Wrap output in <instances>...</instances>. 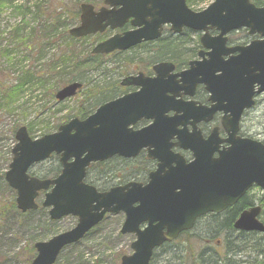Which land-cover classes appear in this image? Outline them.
Returning a JSON list of instances; mask_svg holds the SVG:
<instances>
[{
	"label": "water",
	"instance_id": "obj_1",
	"mask_svg": "<svg viewBox=\"0 0 264 264\" xmlns=\"http://www.w3.org/2000/svg\"><path fill=\"white\" fill-rule=\"evenodd\" d=\"M109 6L93 11L88 4L80 5V25L69 30L75 38L102 33L107 27H122L129 19L134 30L116 34L98 43L91 54L125 51L142 42L161 36L162 27L179 33L183 28L202 31L200 43L208 49L207 59L192 62L189 69L171 74L173 65L159 63L153 66L156 74L145 78L142 74L127 77L123 86H136L139 91L98 107L84 120L76 118L60 125L56 132L31 139L25 127L15 132L16 144L4 179L16 191V207L21 212L34 210V199L42 190L43 207H50V220L64 216L77 217L76 226L47 242L35 243V258L28 264H53L59 252L79 241L92 227L102 221L106 213L125 216L121 234H134L132 254L121 257L120 264H149L153 250L174 240L179 233L189 230L195 219L207 213H220L234 205L252 186L264 190V145L255 140L239 138L238 120L244 109L253 105V96L264 91V7H256L250 0H214L200 12L190 10L185 0H104ZM118 7V9H116ZM240 28L261 39L243 47L225 48L227 33ZM219 32L210 36L209 30ZM237 51V56H228ZM203 57V53H199ZM228 56L227 59H224ZM176 77L180 78L178 85ZM204 83L211 96L210 108L202 111L196 121H208L216 111H222V125L227 133L228 148L211 158L220 142L213 129L206 143L195 124L192 132L186 122L193 107L175 100L177 92L193 89ZM70 83L55 94L58 101L74 96L81 88ZM254 86L257 90L254 91ZM170 94V96L168 95ZM173 111L172 117L166 116ZM196 113V112H195ZM229 113L228 116L226 114ZM141 118L152 123L134 131L130 126ZM181 126V129L178 127ZM173 138L177 143H171ZM172 146L190 150L194 160L188 164L171 152ZM145 148L147 157L157 161V169L149 175L148 184L130 182L124 186L98 192L83 182L86 168L114 155L135 157ZM59 156L60 174L53 180H39L27 175L28 168ZM260 208L241 212L234 229L259 232L264 225L257 219ZM146 226L140 229V225Z\"/></svg>",
	"mask_w": 264,
	"mask_h": 264
},
{
	"label": "rangeland",
	"instance_id": "obj_2",
	"mask_svg": "<svg viewBox=\"0 0 264 264\" xmlns=\"http://www.w3.org/2000/svg\"><path fill=\"white\" fill-rule=\"evenodd\" d=\"M213 1L188 0V6L198 12ZM82 2L91 3L96 7L102 4V0L0 2V83L8 85L11 81L23 78L27 74L32 77L31 86H26L23 94L15 101L6 98L3 101L0 98V197L10 195L9 188L2 186L1 175L8 167L10 161L8 153L15 144L12 138L13 131L19 126H25L33 137L51 133L59 124L75 116L78 108L86 102L87 92H95L100 88L106 89L110 87L109 85L117 86L123 77L149 67L146 62L148 56L141 49H134L120 55L100 57L94 60L86 70L75 69L74 62L69 66L64 56L67 53L65 46L74 50L82 59L95 41L101 40L98 35L78 42H70L66 38V31L78 23L76 12ZM22 4L28 8L27 12L17 10ZM58 22L61 25L52 31L54 32L52 35L45 37V32L56 27ZM21 28H24L23 32L19 31L17 34L14 32ZM30 32L33 33L32 37L28 36ZM13 33L15 35H12ZM110 34L113 32L108 33ZM168 35L166 31L164 36ZM29 38H31L30 41H28ZM198 38L199 34H193L190 37V48L198 42ZM250 39L251 37H248L244 30L228 35V41L232 44H244ZM3 51L5 56L1 55ZM6 51L10 52L7 54ZM60 54L64 56L62 63L68 68L64 69L59 66L54 72L50 67L58 62ZM79 76L83 78L82 90L62 103H55L53 99L55 92ZM41 80L45 81V84L40 83ZM242 127L251 138L264 141V96L260 97L257 104L246 113ZM56 163V159H50L33 166L31 171L41 177ZM134 166L132 165L131 168L134 169ZM94 173L96 172L91 173V182L99 188L102 184L93 180ZM248 195L251 200L264 201V192L259 189H251ZM41 199L39 198L37 202ZM46 216V210L35 211L30 212V215L25 218L10 222L0 221L2 231L0 234V264H27L32 260V257L28 259L30 251L27 249L37 242H45L52 236L73 228L76 224V219L73 217L49 222ZM122 222L123 215L121 214L107 216L80 242L64 249L54 264H120V258L123 255L131 254L130 244L134 240L131 235L119 234ZM227 236L231 238V244H226L224 235H216L210 245L220 240L222 246L220 254L228 248L239 251L237 256H228L231 264H264V252L259 253V251H264V240L258 241V236L239 235L233 231L228 232ZM207 245L204 242V236L196 227L189 236L182 237L175 242L174 247L165 246L157 250L151 264H179L175 254L183 247H187L186 255L191 256H188V260L186 258L185 263L190 264L193 257L197 258V254L203 248L210 251Z\"/></svg>",
	"mask_w": 264,
	"mask_h": 264
},
{
	"label": "trees",
	"instance_id": "obj_3",
	"mask_svg": "<svg viewBox=\"0 0 264 264\" xmlns=\"http://www.w3.org/2000/svg\"><path fill=\"white\" fill-rule=\"evenodd\" d=\"M15 0H1V3H5V2H9L12 3ZM190 1V0H189ZM254 4H256L257 6H264V0H252ZM18 11H23L26 10V12L28 11V8L26 7V5H21L18 7L17 9ZM77 15V13H76ZM59 25H61V23L58 22L56 27H52L48 32H45V37H48V35H52V31L56 30ZM19 31L23 32L24 29H16L14 32L17 34L19 33ZM185 34L183 35V37H177V38H173L170 36H164L161 39H159L156 43L153 44H144L141 45V47L143 48V50H146L150 53V61L151 62H157V61H164V60H172V61H176V62H183L185 63V60L188 57V54L186 53L189 49H185L183 42H188L190 39V35H192V33L185 31ZM12 35H15L14 33ZM31 35H33L32 32H30L28 34L29 37H32ZM70 42H73V40L71 38H69L68 36L66 37ZM176 41L178 43H176ZM66 52L64 54L65 58H66V63L70 66L73 62H74V68H82L84 70L87 69L88 66H90V64L92 63V60L95 59V57L93 56H89L88 54H85L84 58L81 60L78 55L76 54V52L74 50H72L70 47L66 46ZM64 53V52H63ZM5 56V53H4ZM8 56V55H7ZM64 56L59 57V63L53 64L51 69L54 71L56 68H58L60 65L62 67H64V69H67L68 67H66V64L64 65V63H62V57L64 58ZM61 67V68H62ZM55 72V71H54ZM59 74V73H57ZM74 80L83 81L82 77H77V78H73ZM31 82H32V77L27 74L25 75L23 78L20 77L18 79L15 80V82H11L8 83V85H3L2 83H0V98H2V100L4 101L5 98L6 99H10L15 101L18 96H21L24 92V89L26 86H31ZM42 84H45V81L41 80L39 81ZM5 93H7V95H5ZM113 93V87L110 86V88H100L99 90H96L95 92H87V99L86 102L81 105L78 110L76 111L75 116L79 117V118H84L86 115H88L92 109L94 107H96L97 105H99L100 103H102L104 101V99L108 98L111 96V94ZM12 98V99H11ZM144 164H145V160L142 157V160ZM140 161H136L137 163H139ZM135 161L132 162V164ZM129 162H125L121 163L120 160L117 159H113V160H109L107 162L104 163H97V164H93L90 166L89 171H88V175H87V181H89V183L92 179H91V173H94L93 175L94 177V181L95 182H100L103 186H105L104 184V179H106V174L109 173V169H111V172L113 173V178H115V180H121L124 179V175H120L118 176V173H120L123 167H115V166H122L124 164H127ZM131 164V163H130ZM129 165V164H127ZM126 165V166H127ZM108 169V170H107ZM59 165L56 163V165L48 170V172H46L45 175H43L44 178H48V177H54L59 173ZM97 173H104V179L103 178H99ZM125 174V173H124ZM3 176V175H2ZM1 176V179H2ZM127 176V175H126ZM100 186L101 187L103 186ZM2 186L3 188H7L6 184L4 182H2ZM8 191L10 192L9 196H4V197H0V221L3 222H10L13 220H16L18 218H25L28 217V215H30V212L25 213V214H21L19 213L16 208H15V204H14V198H13V193L12 191H10V189H8ZM4 194H2L3 196ZM250 199L248 198V196H243L238 203L230 208L227 213L224 215V219L223 220H217L216 221V225L217 227H219L220 225L224 224V228L227 230V233L230 231H233L232 228V221L235 219V217L237 216L238 212L241 211L243 208L247 207L249 205ZM38 211L43 212V209H39ZM35 212V211H34ZM32 213V212H31ZM264 216V212L263 215ZM47 218V217H46ZM48 220V219H47ZM263 222H264V217H263ZM212 223V230H215V224ZM234 232V231H233ZM2 233V231L0 230V234ZM239 235H244L243 233H238ZM247 235V234H245ZM248 235H254V234H248ZM254 236H258V241L260 240H264V237L258 234H255ZM226 244H231V238L229 236L226 237ZM186 245V243H185ZM165 246H167L168 248L170 247H174V244H165L164 246H162L160 249L164 248ZM159 249V250H160ZM176 250V249H175ZM173 250V252L175 251ZM27 251H30V253L28 254V259L29 258H33V254H34V250L33 248H29L27 249ZM177 253L175 254L176 257L179 260V264H186L185 260L187 258V260L189 259V257H191L190 255H186L187 254V247H183V249L176 251ZM239 251L235 250H231V249H227V251H224L223 254H218L215 253L213 251H200L197 254V258L193 257V259L191 260L190 264H231L230 263V259L228 258V256L230 255H235L237 256ZM264 251H259L260 254H263ZM31 258V259H32Z\"/></svg>",
	"mask_w": 264,
	"mask_h": 264
},
{
	"label": "flooded vegetation",
	"instance_id": "obj_4",
	"mask_svg": "<svg viewBox=\"0 0 264 264\" xmlns=\"http://www.w3.org/2000/svg\"><path fill=\"white\" fill-rule=\"evenodd\" d=\"M100 7H102V4L100 6H98V7L95 6L94 8L97 11ZM129 29H131V27H130L129 22H127L120 29V31H126V30H129ZM176 43H178V42L176 41ZM189 43H190V41L183 42V44H185L184 45L185 49H189L186 52L188 54V57L185 60V63L176 62V61L170 60L173 63V66H174V73L186 70L188 68V64L191 61H198V60L201 59V57H199V53L202 51V48H201V46L199 44V41L196 42L195 45L193 47H191V48L189 46ZM229 45H231V44L229 43ZM134 49H141L144 52V54L148 56V59L146 60V62H147L149 67H147L146 69H143L141 71L133 72L131 75H128V76H134V75H136L138 73H143V75L147 76V77L154 76V73H153V70H152V66H153L154 63H152L150 61V59H149L150 58V53L148 51H146V50H143L142 47L138 48V46H137ZM113 55H120V54L115 52V53H113ZM203 55H204L203 57L206 58V55L204 54V52H203ZM150 64H152V65H150ZM128 76L123 77L117 83V86H114L113 93L111 94V99L110 100H114V99H116V98H118L120 96L126 95V94L134 92L136 90V88H134L132 86H122L121 85L122 80L124 78L128 77ZM176 80L179 81V78H177ZM178 85H181V83L179 82ZM209 95L210 94L206 90L205 85L203 83H197L194 86L193 89H189L188 88L186 90L183 89V90L178 91L177 92V96L175 97V100L183 102V103H187L186 104L187 107H191V108L193 107V112H191L189 118L187 119L186 128H187V131L190 133V132H192V124L191 123H196L195 127L199 131L200 138L203 141V142L197 143V146L199 148L205 149V150H208V147H207V145H206V143L204 141L208 138V136L210 135V133H211V131L213 129L217 130V137H218L219 140L222 141L223 139L226 138V132H225V130L223 128V125H222V118L225 115L223 114L222 111H216L212 115L211 119L208 120V121L200 120V121H196L195 122V119L200 118L202 116V114L198 113L196 110L202 111L204 108H209L211 106V102L209 100ZM263 96H264V93L256 96L255 105L257 104L258 99L260 97H263ZM248 111L249 110H245L242 113L241 118L239 119V124H238V135L240 137H244V138L250 137L243 131V127H242L243 119H244V117H245V115H246V113ZM168 114L172 115L173 113H172V111H169ZM151 122H152L151 119L141 118L140 120L136 121L134 123V125L131 126V128L133 130H138V129H141V128L149 125ZM173 142H176V141L174 140ZM225 148H227L226 142H220L218 144V150L221 151V150H223ZM171 150L174 153L179 154L184 159V161L186 163H189V162L194 160L193 153L190 150H182V149L178 148L177 146L172 147ZM142 157L145 160V164H144L143 161H140V160H142ZM216 157H217V152L214 151L212 153V155H211V158H216ZM113 159L120 160L121 163H124V161L125 162H129V163H127L129 165L124 164L122 166H115V167H123L122 168L123 171H121L118 174V176L124 175V179L115 180V178H113V173L111 172V169L113 167L109 169L110 172L107 173L106 176H105L107 180L104 179L105 177H104L103 173H97L98 177L99 178H103L104 179V183H105L104 184L105 186L102 185L103 187H101V189L99 187L100 190H106V189H109L110 187L115 186V185H122V184H125L128 181H134V182H138L140 184H146L148 182V179H149V174L156 169V160H152V159L147 158L145 149L141 150L140 154H138L137 156H135L132 159H126V158L114 156V157L110 158L109 160H113ZM133 161H135V162L132 164ZM136 161H140V162L137 163ZM130 163L132 165H135L134 169L131 168L132 165ZM136 167H138V168L135 169ZM250 206H252V205H249L246 208H249ZM228 210L229 209H227V210H225V211H223L221 213H218V214L209 213V214H206V215H203V216L197 218L195 220V222H194L193 228L189 232H184V233L180 234L179 237L177 238L176 242L179 239H181L182 237L189 236L191 231L194 228L197 227V229L200 232V234H202V236H204V242L206 244H208L207 245L208 249H210V251L219 253L220 249L222 247L221 244H220V240H217L215 245H213V246H211L210 244H211V240L216 235L217 236L224 235V238L227 237V230L224 228V224H222L219 227H217L218 224L216 225L215 223H216L217 220H220V221L223 220L224 219V215L227 213ZM237 216L235 217V219L237 218ZM235 219L232 221V225H233ZM212 223L215 224V230L214 229L212 230ZM201 251H208V250L206 248H203V250H201ZM210 251H208V252H210Z\"/></svg>",
	"mask_w": 264,
	"mask_h": 264
}]
</instances>
